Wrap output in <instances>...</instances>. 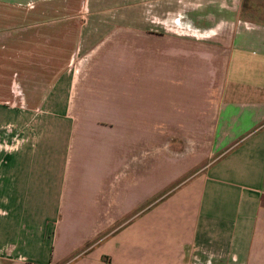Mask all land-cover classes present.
Returning a JSON list of instances; mask_svg holds the SVG:
<instances>
[{
	"label": "crops",
	"instance_id": "1",
	"mask_svg": "<svg viewBox=\"0 0 264 264\" xmlns=\"http://www.w3.org/2000/svg\"><path fill=\"white\" fill-rule=\"evenodd\" d=\"M180 3L0 101V264H264V18Z\"/></svg>",
	"mask_w": 264,
	"mask_h": 264
},
{
	"label": "rangeland",
	"instance_id": "2",
	"mask_svg": "<svg viewBox=\"0 0 264 264\" xmlns=\"http://www.w3.org/2000/svg\"><path fill=\"white\" fill-rule=\"evenodd\" d=\"M89 1L92 3L90 7L86 6L85 0H0L1 102L12 105L24 93L32 92L34 97L39 96L42 89L37 93L38 89L22 85L25 83L26 86L32 80L45 87L46 82L54 80L61 71L82 62L84 44L81 29L83 37L90 43L101 38L116 24L126 22L171 31L174 15L179 14L178 0H161L163 9L158 6V0ZM180 1L183 10L186 0ZM246 1H254L256 6L264 5V0ZM258 6L252 8L250 5L244 11L245 16L264 18V14H260L264 13V9ZM158 7L159 15L156 11ZM7 106L4 109L6 118L12 113ZM1 120L2 115L0 124ZM23 128L15 132L8 128L9 134L0 136V148L5 146L11 151L13 145H19Z\"/></svg>",
	"mask_w": 264,
	"mask_h": 264
}]
</instances>
